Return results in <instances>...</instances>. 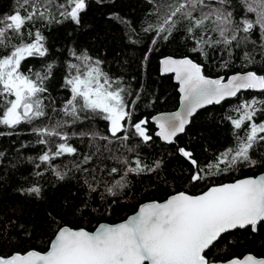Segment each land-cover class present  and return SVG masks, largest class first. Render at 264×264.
Instances as JSON below:
<instances>
[{
	"label": "snow or ice",
	"instance_id": "1",
	"mask_svg": "<svg viewBox=\"0 0 264 264\" xmlns=\"http://www.w3.org/2000/svg\"><path fill=\"white\" fill-rule=\"evenodd\" d=\"M95 2L103 5L105 0ZM145 3L150 6L146 26L119 13L109 17L121 26L126 46L150 44L144 61L178 35L190 52L206 60L222 53L220 68L235 67L240 61V70L225 80L205 75L204 64L188 54L162 58V74L174 73L179 84L181 110L151 117L158 129L155 137L175 144L198 109L236 98V106L224 117L234 130L233 144L215 155V163L202 167L191 150L178 147L191 165L187 179L199 186L241 167H264V98L241 99L248 91L264 97V0ZM88 6L89 0H17L10 14L0 15V128L11 130L0 131V136L16 135L24 125L35 140L20 147L41 146L36 156L26 158L37 179L26 178L27 186L18 191L43 199L39 179L45 173L58 182L76 180L85 198L79 205L65 201L64 207L81 216L91 214L93 194L106 205L97 210L110 214L120 194L130 188V176L156 173L163 163L156 160L150 165L139 154L134 160L126 155L153 141L149 120L134 118L141 93L122 75L112 74L101 56L75 46L53 54L48 46L45 32L66 22L81 25ZM29 59L39 65L26 64ZM57 72L66 93L59 101L49 90ZM99 121L107 122L106 133L95 126ZM136 138L140 143L130 146ZM73 139L85 150L74 146ZM68 157L70 163H63ZM6 159L0 151V172ZM107 197L113 199L109 202ZM47 217L45 230L51 232L47 246L0 253V264H264V257L255 254H233L245 235L264 232V174L212 184L199 195L175 192L162 202L140 204L122 222L99 224L91 231L71 226L60 213L49 211ZM7 223L15 227V221ZM11 235L7 232L9 244ZM24 235L31 239L33 234ZM5 239V223L0 221V242Z\"/></svg>",
	"mask_w": 264,
	"mask_h": 264
},
{
	"label": "trees",
	"instance_id": "2",
	"mask_svg": "<svg viewBox=\"0 0 264 264\" xmlns=\"http://www.w3.org/2000/svg\"><path fill=\"white\" fill-rule=\"evenodd\" d=\"M16 3L17 0H0V15L10 14L16 7ZM149 8L145 0H114V2L105 0L103 5L97 4L95 0H89L87 11L82 13L81 25L71 22L55 25L50 31H46L45 35L48 37V46L53 54H58L57 50L66 46L87 49L91 55L104 58L112 74L122 75L133 89L141 93L142 98L136 106L134 118L149 120L148 127L150 134L153 135V141L147 145L140 144L136 153H126V155L134 160L139 154L144 162L150 165L160 160L163 162L161 168L156 173L130 176V188L120 194L119 202L112 206L110 214H103L97 210L106 205L100 200L99 195L93 194L95 199L89 200L91 214L85 212L81 216L79 213L73 214L71 207H64L65 201L69 205H79L85 198L84 190L76 180L58 182L54 175L45 173L39 179L40 184L43 185V199H33L18 191L21 185L27 186L26 178H30L29 182L37 179L33 175L32 165L27 163L26 158L36 156L41 146L33 143L28 149L20 147L22 143L27 144L35 140L24 125L16 130V135L0 136V151H4L7 156L3 162V171L0 172V221L5 223L6 236V239L0 242V253L7 254L26 248L44 249L51 237V232L45 230L49 211L63 214L65 221L73 227H85L91 231L103 222L113 224L125 220L144 202L163 201L179 191L200 194L212 184L230 182L264 172V167H241L235 172L212 177L199 186L190 184L187 179L191 172V165L179 154L178 147L191 150L202 167L215 163V155L233 144L234 130L224 117L236 106L238 102L236 98L199 110L192 117L185 133L176 138L175 144H167L155 137L156 127L150 121L151 117L159 112L175 110L179 105L178 86L173 81L172 75L160 73L162 57L167 55L180 57L188 54L196 62L204 64L205 75L211 77L222 75L227 77L238 72L240 61H235V67L220 68L222 53H216L206 60L203 56L190 52L189 47L184 46L185 42L179 35L172 42L161 43L158 51L153 52L148 61H144L145 51L150 44L145 42L131 47L126 46L127 41L122 39L121 26L109 17L113 13H119L134 21L137 26L141 24L146 26L145 16ZM141 35H143L142 32ZM224 59H227V56H224ZM257 59L259 60V56ZM25 63L39 65V61L31 59ZM251 67H257V65ZM61 83L62 76L57 72L49 90L58 101L63 100L66 95L60 88ZM252 97L264 98L258 92L248 91L241 99ZM95 126L106 133L107 122L99 121ZM0 131L11 130L0 128ZM71 143L78 146L81 151L85 150V145L78 139H73ZM138 143H140L138 138L133 139L130 146ZM62 159L63 163L69 164L72 158ZM57 163L60 161L58 160ZM112 199L107 197L109 202ZM9 220L15 221L14 228L8 225ZM7 232L12 233L10 244L7 241ZM25 232L32 233V238L25 236ZM15 245L19 247L16 248ZM248 253L264 257V232L251 238L245 235L243 244L233 249V254L237 256Z\"/></svg>",
	"mask_w": 264,
	"mask_h": 264
},
{
	"label": "water",
	"instance_id": "3",
	"mask_svg": "<svg viewBox=\"0 0 264 264\" xmlns=\"http://www.w3.org/2000/svg\"><path fill=\"white\" fill-rule=\"evenodd\" d=\"M167 56H171V55H167ZM167 56H164V57H167ZM164 57H162V58H164ZM173 57H175V56H173ZM161 58V59H162ZM178 58V57H177ZM160 59V60H161ZM159 70H160V73L162 74V72H161V69H160V66H159ZM234 74V73H233ZM163 75H172V77H173V81L177 84V90H178V93H179V105H178V107L175 109V110H172V111H163V112H159V113H157V114H155V115H153V116H158V115H160V114H166V113H172V112H175V111H180L181 110V94H180V92H179V84H178V82L176 81V79H175V75H174V73H167V74H163ZM232 74H230L229 76H231ZM222 76H224V75H222ZM229 76H227V77H225V80H227V78L229 77ZM210 78H217V77H211V76H209ZM253 92H255V91H253ZM208 106H210V105H206L204 108H206V107H208ZM204 108H202V109H204ZM199 110H201V109H198L197 110V112L199 111ZM196 112V113H197ZM195 113V114H196ZM194 114V115H195ZM192 119V118H191ZM150 121L152 122V120L150 119ZM153 123V122H152ZM154 124V123H153ZM187 128V127H186ZM156 131H158V129L156 128ZM162 141V140H161ZM164 142V141H163ZM166 143V142H165ZM260 174H264V172H262V173H259L258 175H260ZM258 175H256V176H258ZM246 177H249V176H246ZM242 178H245V177H241V178H238V179H242ZM230 182H232V181H230ZM230 182H224V183H230ZM207 190V189H206ZM205 190V191H206ZM190 194V193H189ZM192 195H199V194H192ZM147 202H149V201H147ZM162 202V201H161ZM144 203H146V202H144ZM140 206V205H139ZM139 208V207H138ZM138 211V209L134 212V213H132L131 215H134L136 212ZM131 215H129V216H131ZM128 216V217H129ZM120 222H122V221H120ZM103 223H107V222H103ZM103 223H100V224H103ZM117 223H119V222H117ZM108 224H112V223H108ZM99 226V225H98ZM97 226V227H98ZM96 227V228H97ZM95 230V229H94ZM249 254V253H248ZM252 254V253H251ZM259 257V256H258Z\"/></svg>",
	"mask_w": 264,
	"mask_h": 264
}]
</instances>
